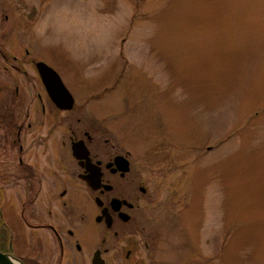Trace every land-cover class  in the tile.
I'll list each match as a JSON object with an SVG mask.
<instances>
[{
  "label": "rangeland",
  "instance_id": "obj_1",
  "mask_svg": "<svg viewBox=\"0 0 264 264\" xmlns=\"http://www.w3.org/2000/svg\"><path fill=\"white\" fill-rule=\"evenodd\" d=\"M20 1L24 56L67 59L78 104L148 176L137 264H264V0H0V22ZM17 84L0 69V208L18 216L19 145L42 168L62 128H27Z\"/></svg>",
  "mask_w": 264,
  "mask_h": 264
},
{
  "label": "flooded vegetation",
  "instance_id": "obj_2",
  "mask_svg": "<svg viewBox=\"0 0 264 264\" xmlns=\"http://www.w3.org/2000/svg\"><path fill=\"white\" fill-rule=\"evenodd\" d=\"M15 11V20L5 12L0 22V60L4 62L0 69L20 77L14 93L21 103L26 102V88L32 84V103L37 106L27 128L41 125L44 118L62 132L52 164L47 160L42 168L25 160L24 146L19 145L16 178L22 181L23 200L18 216L10 207L0 208L3 232L8 234L2 251H10L12 245L13 254L16 248L25 264H95L96 256V264H137L136 234L144 239V207L151 195L148 176L137 169L132 152L108 135L97 118L88 116L86 106L78 104L66 80L67 59L28 58V49L24 56L21 1ZM39 62L50 66L71 92L72 106L61 107L51 98L46 83H52L53 89L56 85L53 78L42 75ZM24 126L22 118L14 143L21 140ZM8 177L3 174V179ZM14 220L24 223L27 229L19 232L32 234V242L27 244L22 234L14 240ZM25 249L31 253H22Z\"/></svg>",
  "mask_w": 264,
  "mask_h": 264
},
{
  "label": "water",
  "instance_id": "obj_3",
  "mask_svg": "<svg viewBox=\"0 0 264 264\" xmlns=\"http://www.w3.org/2000/svg\"><path fill=\"white\" fill-rule=\"evenodd\" d=\"M39 68L41 70V73L44 77L47 78H53L54 83L56 85V88H51L52 83L47 82V88L49 89V94L51 95V98L58 104L61 105V107H70L73 104V96L71 92L65 87V85L62 83L61 79L56 75V73L53 71V69L48 66L44 62H39ZM52 71L53 73H50L49 71ZM49 85V86H48ZM68 104V105H67ZM120 161H122L123 157H119ZM98 256L95 258V264L98 261ZM0 264H25L20 258L15 256L13 254V247L10 246V251L3 252L0 250Z\"/></svg>",
  "mask_w": 264,
  "mask_h": 264
},
{
  "label": "trees",
  "instance_id": "obj_4",
  "mask_svg": "<svg viewBox=\"0 0 264 264\" xmlns=\"http://www.w3.org/2000/svg\"><path fill=\"white\" fill-rule=\"evenodd\" d=\"M1 89V88H0ZM8 236L7 232H3V223L0 218V249L5 250V239Z\"/></svg>",
  "mask_w": 264,
  "mask_h": 264
}]
</instances>
